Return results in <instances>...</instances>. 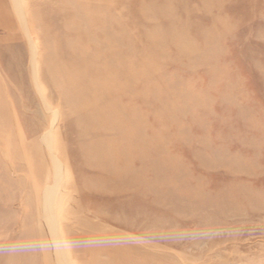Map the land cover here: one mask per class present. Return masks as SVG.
Instances as JSON below:
<instances>
[{
  "label": "rangeland",
  "instance_id": "obj_1",
  "mask_svg": "<svg viewBox=\"0 0 264 264\" xmlns=\"http://www.w3.org/2000/svg\"><path fill=\"white\" fill-rule=\"evenodd\" d=\"M62 258L264 264V0H0V264Z\"/></svg>",
  "mask_w": 264,
  "mask_h": 264
},
{
  "label": "bare ground",
  "instance_id": "obj_2",
  "mask_svg": "<svg viewBox=\"0 0 264 264\" xmlns=\"http://www.w3.org/2000/svg\"><path fill=\"white\" fill-rule=\"evenodd\" d=\"M75 13V12H74ZM81 26V25H80ZM83 26V25H82ZM87 28V27H86ZM90 31V30H89ZM94 34V33H93ZM103 38V37H102ZM72 92V93H76L75 91V88H69V92ZM57 164V163H56ZM59 167V166H58ZM62 167V166H61ZM57 170V169H56ZM59 170V169H58ZM57 170V174H58V171ZM55 173V172H54ZM55 178H56V176H55ZM59 183V182H58ZM51 191L49 190L48 191V189H47V191H45L44 192V197H45V199H49L50 197H51V194L49 195V193H50ZM50 200V199H49ZM47 201V200H46ZM53 210V209H52ZM46 211L48 212V214L51 216V208L50 207H46ZM63 259V258H62ZM61 264H68L64 259L61 261Z\"/></svg>",
  "mask_w": 264,
  "mask_h": 264
}]
</instances>
